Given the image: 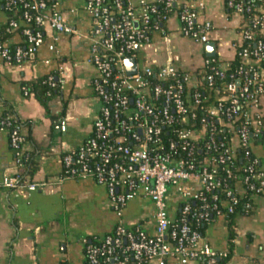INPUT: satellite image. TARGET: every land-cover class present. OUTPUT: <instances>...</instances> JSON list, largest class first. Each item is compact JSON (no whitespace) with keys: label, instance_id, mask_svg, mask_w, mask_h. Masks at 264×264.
Instances as JSON below:
<instances>
[{"label":"built area","instance_id":"2783aa9c","mask_svg":"<svg viewBox=\"0 0 264 264\" xmlns=\"http://www.w3.org/2000/svg\"><path fill=\"white\" fill-rule=\"evenodd\" d=\"M0 1L9 27L20 30L26 42L13 54L0 44L8 64L32 57L48 32L90 40L99 109L91 136L62 155L63 178H93L104 186L117 223L104 237L84 239L86 264H220L226 259L228 253L215 249L200 226L217 217L230 220L247 193L250 200L264 195V166L253 153L254 143L264 140V0H257L259 5L224 0L241 19L233 28L234 58L207 57L194 71L172 58L160 63L148 50L158 49L154 38L167 35L164 23L173 15L180 23L178 37L213 42L217 28L199 21L191 8L193 3L202 7L201 0H82L92 18L83 35L71 20L77 9L63 8L69 0ZM129 58L135 60L131 74ZM0 131L9 134L17 169L2 186L45 187L25 183L28 151L22 130L10 118L0 120ZM238 173L244 174L241 179ZM136 199L147 205L146 212L129 222L125 213Z\"/></svg>","mask_w":264,"mask_h":264},{"label":"crops","instance_id":"0c3cea01","mask_svg":"<svg viewBox=\"0 0 264 264\" xmlns=\"http://www.w3.org/2000/svg\"><path fill=\"white\" fill-rule=\"evenodd\" d=\"M201 1L202 7L193 3L191 8L199 12V21H209L218 30L213 41L215 57L231 61L233 28L241 24L240 17L227 10L224 0ZM73 7L77 12L71 20L83 35L92 27V18L82 0H69L63 6ZM164 25L167 35L178 41L187 39L178 37L180 23L175 15ZM4 29L8 35L5 45L25 48L23 35L9 28L0 1V31ZM190 41L202 47L199 58H186L182 46H173L176 56L172 59L186 71L199 69L207 58L205 45ZM89 45L90 40L82 36L48 32L39 50L23 63L8 64L0 56V118L10 112L29 137L26 149L34 153L36 168L25 174V183L46 184L37 189L2 186L4 177L14 175L17 169L9 134L0 131V264H86L84 239L104 237L117 223L104 186L93 178H63L62 155L81 147L91 136L99 109L92 85L97 72L90 62ZM149 55L160 63L169 59L162 62ZM44 77H53L59 84L46 106L24 89L25 83ZM62 112L63 116H58ZM250 204L251 211H237L230 220L217 217L204 225L207 241L228 253L220 264H264V195L253 196ZM146 208L136 199L125 213L126 220L142 217Z\"/></svg>","mask_w":264,"mask_h":264},{"label":"trees","instance_id":"16d2710c","mask_svg":"<svg viewBox=\"0 0 264 264\" xmlns=\"http://www.w3.org/2000/svg\"><path fill=\"white\" fill-rule=\"evenodd\" d=\"M248 3L251 5H259V2L257 0H249ZM15 31L21 34L20 30H15ZM7 37H8V35H7L6 29L1 30L0 31V44L5 45ZM7 47L10 50L11 54H13L16 47H14V46H7ZM24 89L28 93H34L36 95V97L46 106L49 103V101L51 100V98L54 96V94H56L58 92L59 84L53 77L52 78L44 77V78H39V79L32 81L30 83H25ZM63 114H64V112H62L61 115H58V116H63ZM55 117H57V116H55ZM10 118H11L12 124L17 126V128L22 130L23 124L20 121H18L15 117H12L10 112L5 113L0 118V120L1 119L2 120H8ZM25 137L28 141L29 137L28 136H25ZM253 153L255 156H259V159L261 161V165H263V159H264V157H263L264 140L263 139L258 140L254 143ZM237 163L240 164L239 161ZM35 168H36V162H35L34 153L28 152V157L24 161V173L25 174H32L34 172ZM237 175L239 176V179H241V177L244 174L238 173ZM239 179H238V182H239ZM235 185H236V182L232 181L230 183L229 187L234 188ZM218 194H219L221 200L225 199V196H224L225 192L224 191L220 190V191H218ZM248 203H250V193H247L246 195H244L241 198L240 203L237 206V211H239L241 213H246L248 210L245 209V206ZM249 210L251 211V208ZM200 230H201V232L204 231V225L200 226ZM230 231L232 232L231 228H230Z\"/></svg>","mask_w":264,"mask_h":264},{"label":"rangeland","instance_id":"374dc122","mask_svg":"<svg viewBox=\"0 0 264 264\" xmlns=\"http://www.w3.org/2000/svg\"><path fill=\"white\" fill-rule=\"evenodd\" d=\"M156 48L160 46V48L154 51V48H150L148 52L152 54V56H158L157 59L161 60L162 62L167 58L175 57V52L173 51V46H182V52L185 51L186 58H199L202 52V47L200 45H196L192 43L190 40L184 39V41H178L172 34H168L165 37L154 38ZM184 54V53H183Z\"/></svg>","mask_w":264,"mask_h":264},{"label":"water","instance_id":"95a60500","mask_svg":"<svg viewBox=\"0 0 264 264\" xmlns=\"http://www.w3.org/2000/svg\"><path fill=\"white\" fill-rule=\"evenodd\" d=\"M205 54L207 55V57H213L216 55L215 42H209L205 44ZM126 64L128 65V72L130 74L134 73L135 72V69H134L135 60L133 58H129L126 60Z\"/></svg>","mask_w":264,"mask_h":264}]
</instances>
